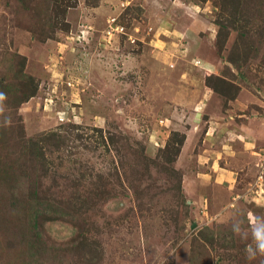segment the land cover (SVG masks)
<instances>
[{
    "label": "rangeland",
    "instance_id": "rangeland-1",
    "mask_svg": "<svg viewBox=\"0 0 264 264\" xmlns=\"http://www.w3.org/2000/svg\"><path fill=\"white\" fill-rule=\"evenodd\" d=\"M0 93V264H249L264 0H0Z\"/></svg>",
    "mask_w": 264,
    "mask_h": 264
},
{
    "label": "clouds",
    "instance_id": "clouds-1",
    "mask_svg": "<svg viewBox=\"0 0 264 264\" xmlns=\"http://www.w3.org/2000/svg\"><path fill=\"white\" fill-rule=\"evenodd\" d=\"M4 99V93H0V101ZM6 124H11V120L6 121ZM231 230L247 242L244 252L249 264H252L259 256H264V217L251 219L247 224L240 220H234Z\"/></svg>",
    "mask_w": 264,
    "mask_h": 264
}]
</instances>
